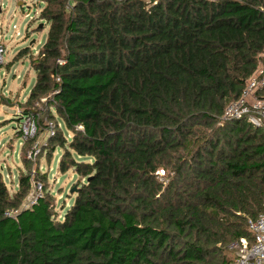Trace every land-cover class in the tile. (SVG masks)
<instances>
[{"label": "trees", "instance_id": "16d2710c", "mask_svg": "<svg viewBox=\"0 0 264 264\" xmlns=\"http://www.w3.org/2000/svg\"><path fill=\"white\" fill-rule=\"evenodd\" d=\"M37 1L18 119L85 181L57 218L45 188L24 205L45 175H0V264L233 262L264 213V127L225 111L264 64V0Z\"/></svg>", "mask_w": 264, "mask_h": 264}, {"label": "rangeland", "instance_id": "374dc122", "mask_svg": "<svg viewBox=\"0 0 264 264\" xmlns=\"http://www.w3.org/2000/svg\"><path fill=\"white\" fill-rule=\"evenodd\" d=\"M43 7L44 3L40 6L37 0H0V44L6 48L0 63V175L11 192L15 191L20 175L31 172L34 179L39 174L45 175V186L40 194L45 188L53 196L56 217L61 218L85 178L72 168L65 173L59 170L63 148L52 150L51 145L48 148L47 129L37 136L32 120L18 119L20 103L27 100L36 82L30 57L38 54L50 29L48 21L39 18ZM21 50L28 52L21 55ZM58 121L68 137L70 131L60 119ZM21 130L25 132L24 137L20 136ZM29 138L31 141L26 142ZM31 193L24 205L39 194L34 187ZM229 251V258L234 261L238 254Z\"/></svg>", "mask_w": 264, "mask_h": 264}, {"label": "built area", "instance_id": "2783aa9c", "mask_svg": "<svg viewBox=\"0 0 264 264\" xmlns=\"http://www.w3.org/2000/svg\"><path fill=\"white\" fill-rule=\"evenodd\" d=\"M39 4L41 6V3ZM5 50V46L0 44V63ZM225 117L246 118L256 127H264V64H260L247 80L241 96L227 106ZM34 188L40 194L41 183L35 182ZM248 223L254 235V242L250 243L242 238L241 242L235 245L238 247V256L230 264H264V213L257 218H249Z\"/></svg>", "mask_w": 264, "mask_h": 264}, {"label": "water", "instance_id": "95a60500", "mask_svg": "<svg viewBox=\"0 0 264 264\" xmlns=\"http://www.w3.org/2000/svg\"><path fill=\"white\" fill-rule=\"evenodd\" d=\"M23 3V2H22Z\"/></svg>", "mask_w": 264, "mask_h": 264}]
</instances>
